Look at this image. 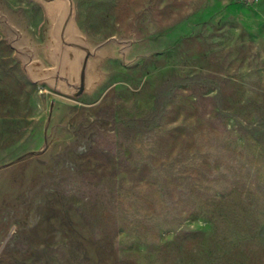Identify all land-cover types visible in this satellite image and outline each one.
<instances>
[{"label": "rangeland", "instance_id": "rangeland-1", "mask_svg": "<svg viewBox=\"0 0 264 264\" xmlns=\"http://www.w3.org/2000/svg\"><path fill=\"white\" fill-rule=\"evenodd\" d=\"M28 2L0 0V264H264V0H65L80 78L49 85L5 36Z\"/></svg>", "mask_w": 264, "mask_h": 264}, {"label": "crops", "instance_id": "crops-1", "mask_svg": "<svg viewBox=\"0 0 264 264\" xmlns=\"http://www.w3.org/2000/svg\"><path fill=\"white\" fill-rule=\"evenodd\" d=\"M65 3V0H29V14L21 20L17 28L11 26L7 29L5 36L11 39L15 55L23 65L24 74L32 83L49 85L51 76L61 75L64 70L67 80L74 81L78 74L75 65L80 52L72 45L75 29L78 27L74 20L71 22L65 19L68 7ZM4 5L9 9L11 7L7 3ZM59 33L65 35L63 40L57 35ZM65 41H70V45Z\"/></svg>", "mask_w": 264, "mask_h": 264}]
</instances>
